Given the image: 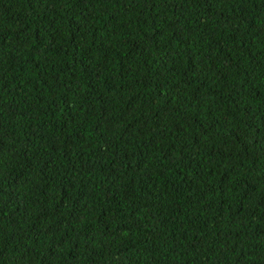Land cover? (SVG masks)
<instances>
[{
  "label": "trees",
  "instance_id": "obj_1",
  "mask_svg": "<svg viewBox=\"0 0 264 264\" xmlns=\"http://www.w3.org/2000/svg\"><path fill=\"white\" fill-rule=\"evenodd\" d=\"M0 264H264V0H0Z\"/></svg>",
  "mask_w": 264,
  "mask_h": 264
}]
</instances>
